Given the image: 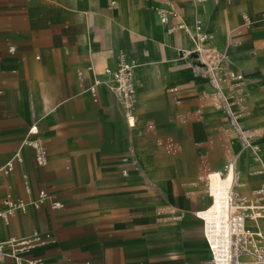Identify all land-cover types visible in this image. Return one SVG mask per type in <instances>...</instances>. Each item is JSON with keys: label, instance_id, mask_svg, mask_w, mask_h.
<instances>
[{"label": "crops", "instance_id": "obj_1", "mask_svg": "<svg viewBox=\"0 0 264 264\" xmlns=\"http://www.w3.org/2000/svg\"><path fill=\"white\" fill-rule=\"evenodd\" d=\"M157 7L200 23L206 46L245 77L241 128L259 133L251 141L261 165L239 151L212 90L180 57L192 50L188 35L167 34ZM262 12L264 0H0V168L10 164L0 173V210L7 195L30 202L40 190L61 205L16 211L0 224V242L48 236L24 255L43 264H210L203 232L217 172L235 156L244 195L264 178V21L242 27V15ZM120 54L135 66L132 126L118 97L99 86L93 101L86 91ZM33 124L42 167L22 144ZM205 168L204 193L196 174Z\"/></svg>", "mask_w": 264, "mask_h": 264}, {"label": "built area", "instance_id": "obj_2", "mask_svg": "<svg viewBox=\"0 0 264 264\" xmlns=\"http://www.w3.org/2000/svg\"><path fill=\"white\" fill-rule=\"evenodd\" d=\"M156 1L162 5H169V0ZM212 1L215 2V0ZM155 13L159 24L165 27L167 34L176 31L191 33V41L195 49L186 54L182 53V55L187 57L192 72L206 79L212 90L213 103L224 113L227 122L234 129L232 140L237 141L243 150L258 151L257 146L246 135V131L238 124V116L244 110L247 99L245 77L228 67L225 54L206 46L208 37L201 31L200 23L197 22L192 27L187 26L180 14L173 8L168 10L157 7ZM263 21L264 12L253 19L242 15V27L246 29L254 23ZM134 67L133 61L127 60L123 54H120L116 67L114 69H104L100 74V78L95 79L92 85L86 89L93 101L96 100L97 87L99 86L106 88L118 97L126 121H128L130 115H133L132 110L135 105ZM87 69L92 71V66L90 65ZM169 92L174 93L175 89H170ZM36 136L37 126L33 124L28 128L26 138L22 144L33 150L36 165L42 167L47 163L46 151ZM165 148L172 155L178 152V146L169 139L165 142ZM14 158L20 160L18 153ZM9 166L10 164L0 168V173H7ZM224 169H227V167ZM208 175L206 173L200 179L205 180ZM22 178L24 190L28 193L27 177L23 175ZM236 196L235 192L230 193V214L234 220L230 237L227 240V254L224 261L218 263L214 259V253L211 252L210 264H264V182L251 192L249 200H236ZM44 204H47L53 210L61 208L60 203L52 200L41 190L38 192L36 199L30 202L13 199L10 195H7L3 200L4 208L0 210V224L7 225L16 211L24 212L27 206H33L37 209ZM200 213H198L199 218ZM249 223H251V227L248 226ZM203 234L207 245L210 247L205 232ZM48 238L46 235L35 232L28 237H11L0 242V264H3L6 259L13 260L15 264H43L40 259L26 260L24 255L45 245Z\"/></svg>", "mask_w": 264, "mask_h": 264}, {"label": "bare ground", "instance_id": "obj_3", "mask_svg": "<svg viewBox=\"0 0 264 264\" xmlns=\"http://www.w3.org/2000/svg\"><path fill=\"white\" fill-rule=\"evenodd\" d=\"M187 34V33H186ZM191 41V33L187 34ZM192 52L195 49L194 44L192 43ZM187 52V53H189ZM186 54V53H185ZM180 57L187 60L186 56L180 55ZM135 68V67H134ZM134 74V70H133ZM195 75V74H194ZM198 76V75H195ZM201 77L206 81L205 78ZM207 83V82H206ZM217 106V105H216ZM244 112L240 113L238 116V124L241 127V120ZM249 113V112H248ZM246 113V115L248 114ZM245 115V114H244ZM243 122V120H242ZM128 125L132 126L134 124V117L130 115L127 121ZM229 124V123H228ZM231 129L230 131L234 134L233 127L229 124ZM246 135H250L246 132ZM257 146V145H256ZM258 151L251 152L249 149L243 150L239 147L240 152H247L254 163L261 165V149L257 146ZM227 167V169H224ZM262 169V168H261ZM261 170L256 171V174H259ZM255 174V173H254ZM213 192L215 196V203L213 210L208 213L205 217L206 221V231L205 234L208 238L210 247L208 246L209 253H214V259L216 262L224 261L227 254V240L230 237L231 228L233 225V218L230 214V193H236V200H245V196L242 193L244 188V182L242 179V174L237 168L236 157L232 156L228 161L221 167L217 172L215 179L212 182ZM239 188L240 193L236 192V188ZM240 196V199L237 197Z\"/></svg>", "mask_w": 264, "mask_h": 264}, {"label": "rangeland", "instance_id": "obj_4", "mask_svg": "<svg viewBox=\"0 0 264 264\" xmlns=\"http://www.w3.org/2000/svg\"><path fill=\"white\" fill-rule=\"evenodd\" d=\"M211 101L213 102V100H212V97H211ZM211 106H213V104L211 103ZM247 111L248 110H243L242 112H244L243 113V116L242 117H244V116H246V113H247ZM245 114V115H244ZM178 120L179 121H182V122H185V120H182L181 118H178ZM246 132L247 133H249V137L251 138V137H253L254 135H259V133L257 132V131H252V130H246ZM229 135H231L230 133L228 134V136H227V139H226V143H225V148L228 150V141L231 139V136H229ZM165 142H166V140L164 141V144H165ZM163 149H164V147H163ZM165 150V152H167L166 151V148L164 149ZM229 157H231V156H229ZM229 157L226 159V161H225V163L228 161V159H229ZM225 163H223V165L225 164ZM211 170H208V168H205L204 170H203V172L201 173L200 171H198L197 172V174H196V177H198V176H205V174L206 173H208V172H210ZM256 180H257V182L255 183V184H252L250 187H248L247 188V194H246V196H245V200H249L250 198H251V192H252V190L257 186V185H259L260 183H263L264 182V178L263 177H261V176H257V178H256ZM202 185H203V190H204V193H205V180H202ZM236 192L238 193H240V191H239V188L237 187L236 188ZM237 199H240V196H238L237 197Z\"/></svg>", "mask_w": 264, "mask_h": 264}]
</instances>
